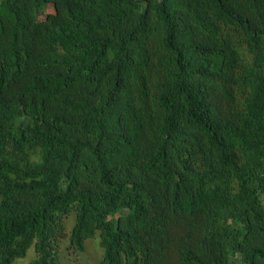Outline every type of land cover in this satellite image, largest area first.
Wrapping results in <instances>:
<instances>
[{"label":"trees","instance_id":"obj_1","mask_svg":"<svg viewBox=\"0 0 264 264\" xmlns=\"http://www.w3.org/2000/svg\"><path fill=\"white\" fill-rule=\"evenodd\" d=\"M98 234L264 264V0H0V264Z\"/></svg>","mask_w":264,"mask_h":264},{"label":"rangeland","instance_id":"obj_2","mask_svg":"<svg viewBox=\"0 0 264 264\" xmlns=\"http://www.w3.org/2000/svg\"><path fill=\"white\" fill-rule=\"evenodd\" d=\"M67 229L70 234L73 225L75 223V214H71L67 219ZM68 234V235H69ZM99 234L94 238L87 240V248L85 252H80L70 247V240L65 237L61 241L59 249L60 259L62 264H99L102 258L103 249L100 247ZM37 256L35 245H32L25 257H19L15 259L13 264H32L33 260ZM16 262V263H15Z\"/></svg>","mask_w":264,"mask_h":264},{"label":"bare ground","instance_id":"obj_3","mask_svg":"<svg viewBox=\"0 0 264 264\" xmlns=\"http://www.w3.org/2000/svg\"><path fill=\"white\" fill-rule=\"evenodd\" d=\"M185 142V141H184ZM190 147V146H189ZM191 149V148H190ZM190 152V151H189ZM173 154V153H172ZM171 154V155H172ZM207 156V155H206ZM169 157V156H168ZM170 158V157H169ZM178 159V158H177ZM170 162V161H169ZM181 163V162H180ZM179 163V164H180ZM164 164V163H163ZM188 164V163H187ZM191 170V169H190ZM216 170V169H215ZM181 171H183V170H181ZM191 172V171H190ZM170 173V172H169ZM184 173V172H183ZM108 174V173H107ZM104 175H106V174H104ZM156 176V175H155ZM160 176V175H159ZM162 176V175H161ZM174 176V175H173ZM135 177V176H134ZM104 178V177H103ZM140 178V177H139ZM172 178V177H171ZM134 179V178H133ZM136 180V179H135ZM107 181V180H106ZM136 181H138V180H136ZM163 183V182H162ZM241 184H243V183H241ZM253 185V184H252ZM241 186H243V185H241ZM251 186V185H250ZM93 187V186H92ZM245 188V187H244ZM245 191V190H244ZM239 192H240V190H239ZM247 193V192H246ZM163 194V193H162ZM231 194V193H230ZM159 195H161L160 193H159ZM226 195V194H225ZM260 200V199H259ZM251 202V201H250ZM255 202V201H254ZM257 203H258V201H257ZM248 204V203H247ZM73 205V204H72ZM245 205H246V203H245ZM259 206V205H258ZM113 207V206H112ZM111 207V208H112ZM256 207V206H255ZM258 209V208H257ZM256 211V210H255ZM263 212V211H262ZM158 213H159V211H158ZM157 213V214H158ZM218 214V213H217ZM228 214V213H227ZM252 214V213H251ZM250 214V215H251ZM159 215V214H158ZM224 215V214H223ZM245 215V214H244ZM256 215H257V213H256ZM241 216V215H240ZM67 217V216H66ZM125 218V217H124ZM123 219V218H122ZM217 220V219H216ZM226 220V219H225ZM224 220V221H225ZM262 220V219H261ZM145 221V220H144ZM244 221V220H243ZM255 221V220H254ZM126 222H127V220H126ZM247 223V222H246ZM249 223V222H248ZM256 223V222H255ZM259 223V222H258ZM78 224V223H77ZM146 224V223H145ZM254 225H256V224H254ZM260 225V224H259ZM123 226V225H122ZM253 226V225H252ZM137 228V227H136ZM123 230V229H122ZM248 230V229H247ZM255 230V229H254ZM134 231V230H133ZM136 231V230H135ZM258 231V230H257ZM60 232V231H59ZM85 232V231H84ZM129 232H131V231H129ZM137 232V231H136ZM77 234V233H76ZM244 234V233H243ZM79 236V235H78ZM84 236V235H83ZM205 236V235H204ZM89 237V236H88ZM125 238V237H124ZM204 238V237H203ZM118 239H120V238H118ZM37 240V239H36ZM254 240V239H253ZM260 242V241H259ZM176 243V242H175ZM183 244V243H182ZM202 244V243H201ZM146 246V245H145ZM182 246V245H181ZM144 247V246H143ZM205 248V247H204ZM85 249V248H84ZM151 249V248H150ZM155 249V248H154ZM253 249V248H252ZM241 250V249H240ZM244 250V249H243ZM155 251V250H154ZM54 252V251H53ZM261 253V252H260ZM156 254V253H155ZM184 255V254H183ZM187 255H188V253H187ZM37 257V256H36ZM198 257V256H197ZM37 259V258H36ZM263 260V259H262ZM259 261V260H258ZM264 261V260H263ZM262 261V262H263ZM16 263V262H15ZM260 264V263H259ZM263 264V263H262Z\"/></svg>","mask_w":264,"mask_h":264}]
</instances>
